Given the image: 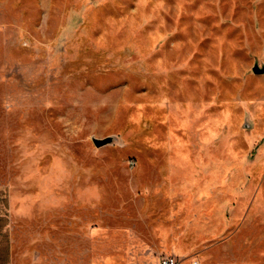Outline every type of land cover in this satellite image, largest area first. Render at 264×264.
<instances>
[{"label":"rangeland","instance_id":"obj_1","mask_svg":"<svg viewBox=\"0 0 264 264\" xmlns=\"http://www.w3.org/2000/svg\"><path fill=\"white\" fill-rule=\"evenodd\" d=\"M255 61L264 0H0L15 264H264Z\"/></svg>","mask_w":264,"mask_h":264},{"label":"crops","instance_id":"obj_2","mask_svg":"<svg viewBox=\"0 0 264 264\" xmlns=\"http://www.w3.org/2000/svg\"><path fill=\"white\" fill-rule=\"evenodd\" d=\"M12 217L4 197L0 196V264H15V240L12 232Z\"/></svg>","mask_w":264,"mask_h":264},{"label":"water","instance_id":"obj_3","mask_svg":"<svg viewBox=\"0 0 264 264\" xmlns=\"http://www.w3.org/2000/svg\"><path fill=\"white\" fill-rule=\"evenodd\" d=\"M252 66H253L252 67L253 72H256V73L264 72V64L259 65L258 61H255ZM112 140H113L112 135H108V136H104V137H101V136H98V137L94 136L93 137V142L97 147H99L100 145H103L105 143L111 142Z\"/></svg>","mask_w":264,"mask_h":264},{"label":"built area","instance_id":"obj_4","mask_svg":"<svg viewBox=\"0 0 264 264\" xmlns=\"http://www.w3.org/2000/svg\"><path fill=\"white\" fill-rule=\"evenodd\" d=\"M159 259H160V264H178L179 263V258H177L176 255H173V254L163 255Z\"/></svg>","mask_w":264,"mask_h":264}]
</instances>
